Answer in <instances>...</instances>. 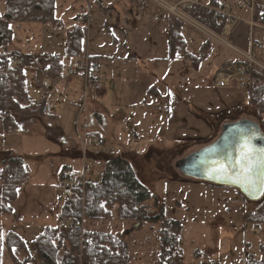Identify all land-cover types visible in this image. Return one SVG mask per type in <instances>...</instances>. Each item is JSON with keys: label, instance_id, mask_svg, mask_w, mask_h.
<instances>
[{"label": "rangeland", "instance_id": "obj_1", "mask_svg": "<svg viewBox=\"0 0 264 264\" xmlns=\"http://www.w3.org/2000/svg\"><path fill=\"white\" fill-rule=\"evenodd\" d=\"M57 1L60 6L64 2ZM100 1L101 3L93 2L90 8L91 28L85 49L102 62L100 74L105 76L104 83L102 81L103 91L95 93L86 89L85 81H80L77 86L76 81L80 79L72 78L73 82L58 88L59 94H65L68 90V96L60 97L54 89L57 97L51 99H65L66 104L58 114L56 124L61 132H67L79 143L78 149L66 155L58 150L62 149L61 144L55 147L41 144L32 151H23L18 146V131L5 134L0 129L6 150L14 151L22 159L26 158L25 163L31 169V191H18V204L14 206L13 215H17L21 209L25 210L23 221L13 224L10 216L0 214V238L4 241L6 235L13 231L23 236L28 251L19 250L17 253L31 257L34 264H41L31 243L46 225H59L57 213L66 204V199L58 201V193L54 192L61 185L60 182L55 176L45 178L41 173L47 172L50 175L54 163L57 165L62 157H68V162L74 168L75 178L86 173L84 175L87 179L90 171L87 167L83 169L85 165L91 168L95 162L104 158V167L112 159H124L134 167L137 179L157 198L159 208L164 209L166 217L182 222L184 264H244L248 257L256 253L255 246L263 239L255 238L251 233V226L245 223V212L256 208L262 199L245 203L237 190L212 187L204 182L180 177L174 167L178 160L214 143L226 123L251 120L258 123L264 133V117H258L246 99L249 91L237 88L218 90L214 87L216 72L224 62L240 61V56L225 44L209 40L185 26L180 29L186 42L185 51L196 62L185 60L182 50L173 53L168 49L170 16L156 4L148 0H131L134 3ZM4 2L5 0H0V16L4 13ZM262 4L264 6V0ZM246 11L242 17L250 19V14ZM37 24L28 23L23 30L15 29L14 41H33V34L36 32L40 36V28L36 29L35 26ZM238 24L242 23L238 21ZM42 27L45 28L44 38L42 35L39 38L43 39L42 49L54 55L63 54L64 29L55 28L51 24ZM256 37L263 43L258 51L263 61L264 33L256 32ZM248 41L249 37L246 35L237 42L225 40L245 54L248 52ZM206 42L210 44V48L203 52L202 46ZM26 58L34 62L33 58ZM67 61L65 60L66 63ZM50 87L48 83L47 88ZM155 90L162 95L161 104L154 99L156 96L152 92H157ZM168 91L170 107L166 102ZM94 104L101 111L93 115L96 119L101 114L108 118L105 119V126L107 133L113 136L103 138L106 144L101 140V146L96 142L99 138L91 137L89 144L85 146L80 140L77 119L80 114L83 119L89 117V111H95ZM59 130H55L59 137L51 132L58 139ZM173 131L185 134L186 137H175ZM53 136L47 133L46 137L55 140ZM49 149L57 151L45 153ZM99 172L98 166H95L87 180H97ZM44 183H47L45 189ZM83 225L80 227L82 230ZM245 227L248 230H244ZM86 228L85 230L120 235L128 244V255L132 258L127 264H154L157 243L155 230L149 225L89 221ZM245 232H248V238ZM10 263L5 258L4 264Z\"/></svg>", "mask_w": 264, "mask_h": 264}, {"label": "trees", "instance_id": "obj_2", "mask_svg": "<svg viewBox=\"0 0 264 264\" xmlns=\"http://www.w3.org/2000/svg\"><path fill=\"white\" fill-rule=\"evenodd\" d=\"M208 2L215 7L219 6L217 0H208ZM5 4V13L0 16V49H3L0 53L1 66H5L14 55L6 51L13 35L12 24L38 23L61 26V23L55 19V0H5ZM203 16L204 22L210 23L225 19L208 13ZM169 22L170 51H181L183 38L179 31L183 26L172 17L169 18ZM86 37L87 29L75 26L67 33L63 57L32 56L34 62L26 61L27 64L20 70V79L0 77V125L4 126L6 133H12L18 125L14 116L32 117L39 112L40 105L30 101L26 76L34 77V81L41 88H47L49 81L59 82L64 74L62 60L81 58L85 51ZM209 48L208 42L202 46L203 52L208 51ZM185 58L194 59L188 53L185 54ZM247 79H236L238 81H233L227 90L237 88L241 91H249L246 99L254 108L256 115L262 118L264 117V72L252 70L250 79ZM243 81L250 83L249 90L243 88ZM262 122L264 128V120ZM0 166V214L13 217L11 205L17 199L19 189L27 181L28 174L24 161L19 156H10L0 162ZM67 171L62 173L63 180ZM77 190L79 194L83 193L84 202L76 199L66 200L61 210L60 225L45 227L31 243L41 264H127L132 261L128 255V244L120 235L85 230L89 221L132 222L140 226L147 224L155 230L157 251L154 254V264H184L182 222L166 217L164 209L159 208L157 198L137 179L136 171L128 161L112 159L104 166L99 182L86 181L83 185L79 180ZM240 197L245 203L248 202L241 195ZM74 223L78 226L73 227ZM245 223L249 226L260 225L264 230V195L256 208L246 210ZM82 224H84L83 230L80 228ZM64 225L69 227L64 228ZM255 247L256 253L248 257L247 264L250 261L252 264H264V234L262 241ZM3 248H7V257L3 255ZM16 248L28 251L26 242L15 231L9 232L4 241L0 238V264H4L5 258L12 261V264L35 263L31 257L19 260L13 253Z\"/></svg>", "mask_w": 264, "mask_h": 264}, {"label": "crops", "instance_id": "obj_3", "mask_svg": "<svg viewBox=\"0 0 264 264\" xmlns=\"http://www.w3.org/2000/svg\"><path fill=\"white\" fill-rule=\"evenodd\" d=\"M96 1L101 3L100 0H64L63 4L60 6V5H58V1L55 0V19L58 20L61 23V26L55 27V28L64 29V38L65 39H64V52H63V54L54 55V54L45 52L44 49H42V47H43V39H41V40L39 39V38H41V35H42V38H44V36H45V32H43L45 30V28L42 27V24L35 25V26H37L36 29L40 28V36H38L37 32H36V34H33V41L28 40L25 43L18 41V39H16L14 41V31H15V29L18 28L19 30H23V27L26 24H28V23H14L15 25L14 24L11 25V30H12V34L13 35H12L11 42L9 43V45L6 48V51L9 54L21 55V56L37 57V56H40V55H54V56L63 57L64 54H65V44H66V39H67V33L72 28H74L75 26L78 25L77 22H76L77 18L79 16L87 13V12L89 13V24L91 25L90 8H91V5L93 4V2H96ZM112 1H114V0H112ZM120 1H126V2L134 3L131 0H120ZM258 4H259L258 8H260V10H264V6L262 4V0H258ZM5 10H6V4L4 2V13H5ZM245 11L246 10H244L241 7H235V8H233L230 11L231 15L236 17L238 19V21L240 20L239 23H242V24H238V22H236L234 30H233L230 38H228L227 40H230V41H233V42H237L239 40V38L244 36V35L249 37L250 28L247 25V22L249 21V19L246 18V17H244V18L242 17V14L245 13ZM168 18H170V17H168ZM29 24H34V23H29ZM89 28H91V26H89L87 28L86 41H87V38H88ZM170 31H171V28H170ZM256 32H261V31L255 30L254 31V38H256V40L259 41L262 44V46H261V48H262L263 47V43L256 37ZM261 33H263V32H261ZM22 34H24V33H22ZM169 36L170 35L168 34V39H167L168 42H169ZM36 39H38V40H36ZM85 46H86V42H85ZM185 47H186V42H185V40L183 38L182 53H183L184 58H185V54H186L185 53L186 52L185 51ZM168 49H170V44L168 46ZM2 51H3V49H0V53ZM38 51H40V52H38ZM176 52H180V51H176ZM84 53H87L86 49H85ZM173 53H175V52H173ZM92 55H94V54H92ZM257 59H258V61L261 64L264 65V60L263 61L261 60L260 55H258V52H257ZM65 60H68V59H63L62 60L63 64H64V74H63V76L60 79L62 81L61 82L60 81L59 82L49 81L50 82L49 85H51L50 88H41L34 81V77L26 76L27 84H28L27 85V92H28L30 101L33 104H39L40 107H39V112L35 116L24 117V118L23 117H19V116H14V119L16 120L18 125L13 130L12 133L18 131V134H17V136L19 137L18 146L23 151H32L33 148H36L37 145H41V144L48 145L49 147H50V145H52V147H55V146H58V145L61 144L62 145V149H58V150L61 151V152H64L67 155L68 152L71 153V152H73V150H75V149L77 150L78 147H79V143L76 140H74L67 132H64V131L61 132L58 129L57 124H56L57 123V119H58L57 116H58V114H60V112H62L63 107L66 104L65 99H62V100L55 99V100L51 101L52 98H56L57 94H59V92H58V88L59 87L62 88L64 86H67L70 82H73V80L75 78H79L80 79L79 81H76V85L77 86L80 85V83H81L80 81H82V83H84L83 77H75L72 80H67L66 79L65 75H66V72H67V68L70 65V63L73 61V59L71 61L68 60L67 63L65 62ZM185 60H187V59L185 58ZM98 63H99V67H100V73H102V66H101L102 62H100L99 59H98ZM227 63H234V62L226 61V62H224L222 68ZM221 69H219V70H221ZM100 75H101L102 80H104L105 76H103L102 74H100ZM63 80H66L67 82H65ZM103 83H104V81H103ZM84 86H85V83H84ZM54 89H56L57 94L55 93ZM149 90L151 91V88H149ZM155 91H157V92H152V94H155V96H156V98H154V99H156L158 104H161L160 98H162V95H161V93L158 90H155ZM68 94H69V91L67 90L65 94H59V96L60 97H67ZM169 97L170 96H169V91H168V93L166 95V99H167L166 102H167V106L168 107L171 106V104H169V99H171V98H169ZM148 99H149V97H148ZM146 100L147 99L144 100L145 103L147 102ZM44 108L47 109L46 113H43V109ZM93 108H95V111H89V113H90L89 117H86V118L83 119V117H81L82 114H80L79 118L77 119L78 120L77 129H78V133L80 134V137H81L80 140H81L82 145L83 144L84 145L85 144L88 145L89 144V140H91L90 139L91 137H97L100 140H104L106 138H112V136H113V135L107 133V127L105 126V122H106L105 119H108V118H105L104 114H101L96 119L95 116L93 115V113H100L101 110L99 109L97 104H94ZM52 112H54V113L52 114ZM159 114L161 115V112H159ZM167 121H168V125L170 126L169 118H168ZM0 129H3L5 134H11V133H6V131L4 129V126H2V125H0ZM56 129L60 131V138L59 139L54 137L51 134V132H52V133H54L55 135L58 136L57 132L55 131ZM47 133L50 134L51 136H53V138L56 141L52 140V139H48L46 137ZM163 133L164 132H163V129H162V134ZM21 134H23L24 137H22ZM173 134L175 135V137H178V138H180L181 136L185 135V134H179V133H177L175 131H173ZM185 137H186V135H185ZM3 141L4 140L0 136V162L6 160L10 156H18V155H16V153L14 151H7L5 145H3ZM105 144H106V142L104 140V145ZM42 150H44V149H42ZM54 151H57V150L49 149L45 153L54 152ZM103 160H104V158L102 159V161L99 160L98 162H95L91 168L86 166V165H85V167H83V169L87 167L86 169H88L90 171V174L87 177V179L90 177L91 171L94 170L95 166H98V169L100 170V172H99L100 175L98 176V179L95 180V181L87 180L88 182H93V183L99 182V180H100V178L102 176L103 170H104V167H102L103 166V164H102ZM23 161H24V164H25L26 172L28 174V179L21 186L19 191L20 190H25L27 192H30L31 191V185H29L30 184L29 174L31 172V169L26 164L27 163L26 162V158H24ZM55 165L56 164L54 163V169H53V172H51L50 175H48L47 172L46 173H41V174H43L45 178H47V177L49 178V177H54L55 176L56 180L59 181L60 184H62L61 182L63 181V178H62L63 171H65V170L67 171L68 170V171L74 173V168L68 162V157H62L61 160H60V163L57 164L56 167H55ZM175 165H174V167H175ZM100 167H102V170H101ZM83 169H82V171H83ZM0 171H1V166H0ZM44 185H45V187H44V189H45L47 187V183H44ZM57 198H58V201H62L63 200V198L61 196H59L58 194H57ZM17 199H18V197H17ZM17 199L11 205L12 216L13 217H11L10 221L13 224H16L18 222H22L23 221L22 220L23 216H25V210L24 209H21L19 211V213H17V215H13L14 206H15V204L16 205L18 204L17 203ZM63 207H64V205H63ZM60 215H61V211H60V213H57V217H59L58 222H60ZM18 217H20V218H18ZM59 225H60V223H59ZM59 225H56V226H59ZM56 226H53V227H56ZM45 227H51V226L50 225H46ZM45 227H43V229ZM42 230L40 231V233L42 232ZM21 237H22V239H24L23 236H21ZM24 241H25V239H24ZM19 250H23L24 251V249H17L16 248V249L13 250V253L19 260H23V258H25L24 257L25 254L20 256L17 253ZM4 251H5V253H3V255L7 257V254H8L7 248L6 249L3 248V252ZM10 264H12V261H11Z\"/></svg>", "mask_w": 264, "mask_h": 264}, {"label": "built area", "instance_id": "obj_4", "mask_svg": "<svg viewBox=\"0 0 264 264\" xmlns=\"http://www.w3.org/2000/svg\"><path fill=\"white\" fill-rule=\"evenodd\" d=\"M166 11L172 18L184 26L191 28L209 40L223 43L230 50L234 51L241 60L234 63H227L219 70L214 78L216 89L229 88L233 81L241 78H249L252 70L264 72V65L257 59V52L261 49L262 44L254 38V31L258 30L264 33V11L257 13V0H217L218 7L211 5L207 1L199 0H148ZM235 7H241L250 14L247 25L250 28L248 52L242 53L233 46L227 44L225 40L230 38L238 19L231 15L230 11ZM208 13L224 17V20L218 19L215 23L204 22V14ZM240 21V20H239ZM78 25L89 26V13L79 16L76 20ZM26 58L23 56H13L5 66L0 65V77H9L14 80L20 78V70L25 66ZM82 76L84 78L86 89H91L95 93L103 91L102 79L100 76V67L97 58L93 55L86 54L82 59L74 61L67 69V80ZM248 80V79H247ZM243 88L249 90V82H244ZM47 109H43L46 113ZM96 142L103 144L101 140ZM86 174V173H84ZM76 177L72 172L65 174L63 184L54 189L55 193L60 194L66 200H80L84 202L83 193L79 194L77 183L81 180L84 185L86 182L85 175ZM85 178V180H84ZM73 227L78 224L74 223ZM248 230V229H247ZM251 233L256 236H262L263 232L260 226L251 227ZM248 234V232H246ZM246 260L244 264H247ZM249 264H252L250 261Z\"/></svg>", "mask_w": 264, "mask_h": 264}, {"label": "water", "instance_id": "obj_5", "mask_svg": "<svg viewBox=\"0 0 264 264\" xmlns=\"http://www.w3.org/2000/svg\"><path fill=\"white\" fill-rule=\"evenodd\" d=\"M243 136H252L258 148H264V133L258 123L242 119L223 125L218 139L209 146L177 161L175 168L184 178L237 190L247 201L256 202L264 195V170L258 169L252 179L238 180L215 171L220 163L227 164L239 157Z\"/></svg>", "mask_w": 264, "mask_h": 264}, {"label": "snow or ice", "instance_id": "obj_6", "mask_svg": "<svg viewBox=\"0 0 264 264\" xmlns=\"http://www.w3.org/2000/svg\"><path fill=\"white\" fill-rule=\"evenodd\" d=\"M258 169L264 170V148H258L252 136H243L239 157L227 164L221 162L215 171L224 175L235 173L238 180L250 181Z\"/></svg>", "mask_w": 264, "mask_h": 264}, {"label": "bare ground", "instance_id": "obj_7", "mask_svg": "<svg viewBox=\"0 0 264 264\" xmlns=\"http://www.w3.org/2000/svg\"><path fill=\"white\" fill-rule=\"evenodd\" d=\"M254 263H255V261H254ZM257 263V262H256Z\"/></svg>", "mask_w": 264, "mask_h": 264}]
</instances>
